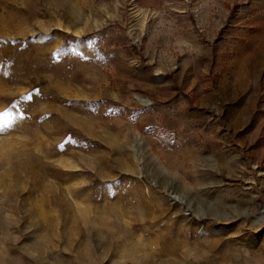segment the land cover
Listing matches in <instances>:
<instances>
[{"label":"rangeland","instance_id":"374dc122","mask_svg":"<svg viewBox=\"0 0 264 264\" xmlns=\"http://www.w3.org/2000/svg\"><path fill=\"white\" fill-rule=\"evenodd\" d=\"M0 264H264V0H0Z\"/></svg>","mask_w":264,"mask_h":264},{"label":"snow or ice","instance_id":"6c2138e0","mask_svg":"<svg viewBox=\"0 0 264 264\" xmlns=\"http://www.w3.org/2000/svg\"><path fill=\"white\" fill-rule=\"evenodd\" d=\"M3 131V128H0V132H2Z\"/></svg>","mask_w":264,"mask_h":264}]
</instances>
